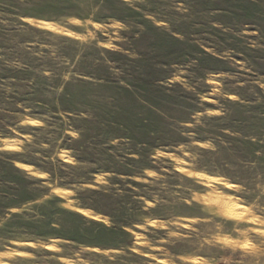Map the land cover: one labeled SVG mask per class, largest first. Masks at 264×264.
Here are the masks:
<instances>
[{
    "label": "rangeland",
    "instance_id": "obj_1",
    "mask_svg": "<svg viewBox=\"0 0 264 264\" xmlns=\"http://www.w3.org/2000/svg\"><path fill=\"white\" fill-rule=\"evenodd\" d=\"M0 264H264V0H0Z\"/></svg>",
    "mask_w": 264,
    "mask_h": 264
},
{
    "label": "bare ground",
    "instance_id": "obj_2",
    "mask_svg": "<svg viewBox=\"0 0 264 264\" xmlns=\"http://www.w3.org/2000/svg\"><path fill=\"white\" fill-rule=\"evenodd\" d=\"M196 174L199 176H205L204 174H201V173H196ZM217 180H221V179L217 178ZM211 199L213 202L220 204V205H223V206H226V207H228L230 205V203H232L231 198L228 195H224V194H218L216 197H213Z\"/></svg>",
    "mask_w": 264,
    "mask_h": 264
}]
</instances>
